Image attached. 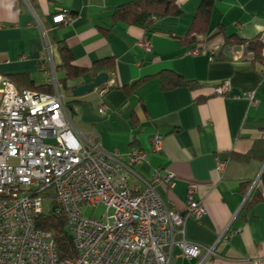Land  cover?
<instances>
[{
    "label": "crops",
    "instance_id": "0c3cea01",
    "mask_svg": "<svg viewBox=\"0 0 264 264\" xmlns=\"http://www.w3.org/2000/svg\"><path fill=\"white\" fill-rule=\"evenodd\" d=\"M127 1L0 0V74L25 87L51 85V73L57 81L62 79L63 71L53 70L59 63L57 41L67 45L79 67L112 57L114 70L107 73L104 86L66 98L73 105L69 116L74 128L98 140L105 153H117L122 163H127L130 150L144 151V160L130 165L137 177L127 175L134 191L142 188L139 179H151L155 170L160 177L171 172V186L157 184L155 190L180 213L187 185L195 183L193 197L205 214L198 220L185 217L176 237L211 252L188 259L175 246L174 264H264V200L244 205L264 160L240 158L255 141H264V71L251 62L252 54L237 58L230 50L223 51L228 59L216 58L223 42L218 25L243 39L264 35V0H215L205 36L187 30L197 0H176L180 14L156 19L149 29L111 21L112 8ZM57 12L73 19L52 23ZM43 30L53 45L48 60L42 58ZM183 36L200 45L183 44ZM141 39L149 51L138 45ZM193 47L205 51L192 55ZM163 69L197 86L163 89L151 77L129 94L114 87ZM222 81H227V90L213 93ZM247 91H253L254 103L244 97ZM99 104L104 106L102 113ZM155 133L161 135L157 151L150 145ZM217 160L223 162L219 170ZM244 182L249 186L242 195L239 186Z\"/></svg>",
    "mask_w": 264,
    "mask_h": 264
},
{
    "label": "built area",
    "instance_id": "2783aa9c",
    "mask_svg": "<svg viewBox=\"0 0 264 264\" xmlns=\"http://www.w3.org/2000/svg\"><path fill=\"white\" fill-rule=\"evenodd\" d=\"M72 15L61 12L51 16L52 23H69ZM259 39L263 44L264 35ZM43 60H48L52 44L42 32ZM138 45L149 51L145 40ZM193 47L189 53L204 52ZM233 57L251 53L240 44L231 49ZM264 56V55H263ZM48 92L18 89L0 74V264H174L172 248L188 259H199L211 252L177 235L182 233L185 217L200 219L205 209L193 197L195 183L185 192L182 213L163 201L157 184L171 186L173 174L139 179L142 188L134 191L127 182L130 168L144 160L141 149H132L127 163L117 153H105L98 140L79 133L67 112L61 84L51 73ZM222 81L212 88L222 93ZM244 97L251 103L253 91ZM104 106L97 110L102 113ZM161 135L153 134L150 145L159 150ZM223 162L216 161L221 169ZM51 190L56 211L61 212L72 236L76 257L58 259L54 242L47 231L34 226L42 209V194ZM104 207L98 217L85 216L87 207ZM196 264H199L196 263Z\"/></svg>",
    "mask_w": 264,
    "mask_h": 264
},
{
    "label": "trees",
    "instance_id": "16d2710c",
    "mask_svg": "<svg viewBox=\"0 0 264 264\" xmlns=\"http://www.w3.org/2000/svg\"><path fill=\"white\" fill-rule=\"evenodd\" d=\"M214 2L215 0L198 1L187 27L189 32L202 36H205L208 33L209 21ZM180 12L181 9L176 3V0H130L114 6L110 14V19L113 23L122 22L127 25H136L143 29H149L153 26L156 19L167 16H177ZM218 26V32L223 34V42L216 53V58L228 59V56L224 55L223 51L228 52L232 48H238V46L242 44L244 46V50L252 54L251 62L254 64L259 63V67L262 71H264V56L261 54L263 44L257 36L251 39H243L235 33H225L222 26ZM100 29L103 34L106 33V29ZM182 43H192L194 46L200 45V42L195 41L194 38H187L185 36L182 37ZM56 47L59 63L53 66V70L63 71L64 73L62 79H58L62 86L63 93H66V91L71 93V90L75 87L91 82L94 76L99 72L111 73L114 70V59L110 56L96 59L88 67H79L73 64L71 52L63 41H57ZM86 75L88 76V79L84 80L83 78ZM151 77H156L160 83V87L163 89H169L176 86H186L189 89H193L197 86L194 81L185 79L171 70L163 69L154 75L142 76L130 84L119 86L115 85L114 87L121 88L126 94H129ZM7 78L14 84V80L12 78ZM106 81L98 87L104 86ZM15 87L18 89H30L45 92H48L51 89L50 84L47 86L41 85L30 87L15 85ZM110 87H112V85ZM108 88L109 86L105 87V89ZM70 96L73 95L71 94L69 97ZM64 102L69 115L72 116L74 114L72 102L70 100L67 101V99H64ZM240 158L242 160L257 158L262 162L264 160V141H255L250 150ZM248 186V182L240 184L239 191L242 195H245ZM41 194L42 209L34 219V226L50 233L58 259L76 257V250L72 242V236L67 229L66 219L61 212L56 211L57 206L54 203V195L52 191L49 189ZM263 200L264 167L260 172L257 182L247 194L244 205L245 207H248L254 202Z\"/></svg>",
    "mask_w": 264,
    "mask_h": 264
},
{
    "label": "water",
    "instance_id": "95a60500",
    "mask_svg": "<svg viewBox=\"0 0 264 264\" xmlns=\"http://www.w3.org/2000/svg\"><path fill=\"white\" fill-rule=\"evenodd\" d=\"M107 80V73L105 72H99L97 73L94 78L92 79L91 82H88V83H84V84H81L77 87H75L74 89L71 90V94L73 96H78V95H81L85 92H88L90 90H92L93 88L101 85L103 82H105ZM263 167H264V162H263ZM254 182L251 184L247 194L250 192V190L252 189V187L254 186Z\"/></svg>",
    "mask_w": 264,
    "mask_h": 264
},
{
    "label": "rangeland",
    "instance_id": "374dc122",
    "mask_svg": "<svg viewBox=\"0 0 264 264\" xmlns=\"http://www.w3.org/2000/svg\"><path fill=\"white\" fill-rule=\"evenodd\" d=\"M197 2H198V0H197ZM69 95H71V93L69 91H66V93H64V98L66 99L67 97H69ZM103 210H104V207L102 205H98L96 208L87 207L84 211V215L85 216L91 215L94 217H98L100 214L103 213Z\"/></svg>",
    "mask_w": 264,
    "mask_h": 264
}]
</instances>
